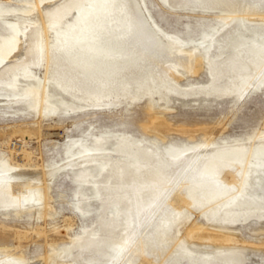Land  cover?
Listing matches in <instances>:
<instances>
[{"label":"bare ground","instance_id":"obj_1","mask_svg":"<svg viewBox=\"0 0 264 264\" xmlns=\"http://www.w3.org/2000/svg\"><path fill=\"white\" fill-rule=\"evenodd\" d=\"M164 1L172 12L215 14L221 23L213 34L190 42L156 23L144 0L43 2L18 19V43L0 61L1 89L17 91L25 81L21 93L1 98V104L34 99L39 117H54L149 97L153 117L147 130L163 141L174 130L166 117L171 96L237 103L258 92L264 95V0ZM43 64L39 77L34 68ZM203 70L206 85L179 84ZM201 129L213 137V128ZM114 136L112 148H106L112 139L102 136L93 141L95 148L46 172L11 164L0 171V214L12 208L16 216L36 210L41 218L56 213L49 202L53 178L61 170L85 167L80 177L93 185L94 194L79 195L77 201L87 207L99 203L104 215L99 228L87 224L69 235L67 224L64 234L57 227L47 235L37 227L33 238L55 252L43 264H59L60 258L69 264H246L245 247L263 245L264 132L218 144L205 139L176 155L161 149L157 139ZM26 179L31 180L27 191L15 194ZM89 211L73 210L83 220ZM251 224L258 227L246 236L242 229ZM26 234L0 226V264H27L20 248ZM121 235L125 240L116 244ZM207 244L211 252L203 250Z\"/></svg>","mask_w":264,"mask_h":264},{"label":"rangeland","instance_id":"obj_2","mask_svg":"<svg viewBox=\"0 0 264 264\" xmlns=\"http://www.w3.org/2000/svg\"><path fill=\"white\" fill-rule=\"evenodd\" d=\"M49 1L0 0V61L12 53L18 43V19L30 15L36 7L40 9L43 2ZM144 2L152 18L164 30L190 42L204 39L207 34H213L221 23L219 16L215 14L203 16L200 13L172 12L164 0H144ZM73 14L67 18L70 19ZM44 66L43 64L34 68V72L39 77L43 76ZM208 80V74L203 70L195 77L180 80L179 84L206 85ZM20 84L17 91L0 88V99L12 98L17 93H21L20 89L25 81L21 80ZM262 91L264 92V87ZM60 97L70 99L65 94L56 95V98ZM171 99L170 108H172L166 113V117L175 131L168 132L163 141L160 140L162 138L147 130L153 117L150 112L149 97H144L131 105L125 102L118 108L89 110L76 114L60 112L54 117H39L33 107L36 102L34 99L8 104L0 102V171L11 164L10 166L19 165L26 170L38 169V171L46 172L50 168L67 162L73 154L87 147L95 148L93 141L102 136L112 139L106 148L113 147L112 144L115 142L113 139H116L114 135L128 134L136 140L157 139L161 149L165 147L172 149V154L176 155L183 150L204 144L205 139H210L211 144H218L255 139L264 132V95L261 92L247 96L237 103L231 98L171 96ZM163 103L164 101H161L160 104ZM209 127L214 129L212 138H207L201 129ZM177 128L196 132L195 134L179 132ZM75 141L78 143L69 150L68 146ZM84 168L61 170L53 178L49 190L52 197L49 202L56 211L53 217L37 218L36 210L25 211L21 216H16L14 208L7 212L8 215L0 214V226H7L14 233L16 231L28 233L20 243L27 264L36 262L43 264L44 257L55 253L50 251L44 243L33 238V232L37 227L42 228L47 235H51L57 227L61 231L62 227H68L67 224L71 225L69 235L80 231L81 227L87 224H93L94 229L99 228L98 221L101 216H104L99 203L92 201V205L87 207L83 200L77 201L79 195L94 194L93 185H86L80 177ZM90 170L93 174H97L96 168L92 167ZM30 184V179L24 180L19 188H14V193H25ZM77 206L83 210L90 209L85 215L86 220L74 214L73 210ZM34 207L40 212L44 211L41 205ZM257 227V224H251L242 231L248 236V232ZM262 233L260 236L263 237V245L255 248L249 245L245 247L243 254L246 264H264V231ZM124 240V236L121 235L116 240V244ZM211 247L207 244L203 250L211 252ZM107 252L109 254L108 249ZM58 260L59 264H69L68 259ZM220 264L224 263L220 262Z\"/></svg>","mask_w":264,"mask_h":264}]
</instances>
